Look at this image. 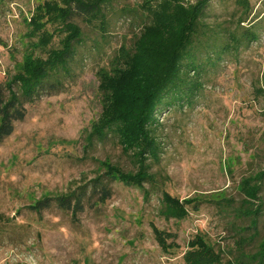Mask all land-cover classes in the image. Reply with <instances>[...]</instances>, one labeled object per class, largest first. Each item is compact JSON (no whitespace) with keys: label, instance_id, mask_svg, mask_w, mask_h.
Returning <instances> with one entry per match:
<instances>
[{"label":"rangeland","instance_id":"374dc122","mask_svg":"<svg viewBox=\"0 0 264 264\" xmlns=\"http://www.w3.org/2000/svg\"><path fill=\"white\" fill-rule=\"evenodd\" d=\"M64 1L0 0L1 85L20 93L19 79L33 63L61 47L66 31L50 21L59 14L47 12L64 8ZM144 1L114 0L104 23L75 20L83 43L63 91L26 104L25 120L0 145V264H192L211 252L220 254L219 264H260L264 0L247 6L214 0L195 43L205 65L183 77L182 89L192 93L182 90V101L163 107L136 144L125 146L113 134L103 143L94 138L107 114L98 73L123 64L116 58L121 49L134 52L151 22ZM240 27H256L258 39L222 51ZM145 141L157 146L156 155L146 152ZM141 158L151 180L120 179L116 170L138 177ZM112 169V197L105 203L87 199L80 214L33 211ZM257 187V197H249L248 189ZM255 210L262 211L258 218Z\"/></svg>","mask_w":264,"mask_h":264},{"label":"trees","instance_id":"16d2710c","mask_svg":"<svg viewBox=\"0 0 264 264\" xmlns=\"http://www.w3.org/2000/svg\"><path fill=\"white\" fill-rule=\"evenodd\" d=\"M113 1L66 0L64 8L57 5L50 7L47 14H59L58 20L55 17L50 21L61 22L62 30L67 34L66 38L59 49L52 50L46 60L33 63L29 75L19 79L20 93L14 92L12 86L5 87L0 84V145L14 133L15 124L25 120L26 104L63 91L65 77L72 73L79 46L83 43V32L74 21L104 23L107 9ZM213 1L198 0L195 4H188L187 0L144 1L142 8L151 18V22L144 26L135 42L134 52L126 55L121 49L116 58L123 59V64L114 67L112 72L102 69L98 73L101 90L105 94L107 114L103 124L95 130L94 138L104 143L113 134L125 146L128 143L136 144L138 137L146 136L157 122L156 115L163 107L182 101V90L192 93L189 88L182 89L186 84L183 77L188 71H199L205 65L196 57V44L197 37L202 34L201 20ZM237 2L242 6L249 3L248 0ZM240 29L229 36L233 45H223L222 51L236 50L244 46L248 48L258 39L253 31L256 27ZM51 40V36L44 38L41 42L44 49ZM170 96L172 100L168 101ZM144 144L146 152L152 155L158 153L155 144L147 141ZM143 159L141 158V169L136 178L114 170L119 173L120 179L143 185L151 180L150 165L144 164ZM114 170H109L107 174L69 196L40 201L33 207V211L40 214L56 207L63 212L80 214L84 212L87 199L97 198L100 203H105L112 197L110 185L114 182ZM261 181H264V172ZM259 191L260 187H257L248 189L246 193L255 199ZM261 214V210L254 211L257 218ZM258 257L259 263L263 264L264 244ZM221 260L220 254L214 252L213 255L211 252L208 257L199 256L192 264H219Z\"/></svg>","mask_w":264,"mask_h":264}]
</instances>
